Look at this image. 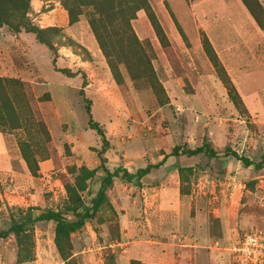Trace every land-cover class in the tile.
<instances>
[{
    "label": "rangeland",
    "instance_id": "1",
    "mask_svg": "<svg viewBox=\"0 0 264 264\" xmlns=\"http://www.w3.org/2000/svg\"><path fill=\"white\" fill-rule=\"evenodd\" d=\"M264 6V0H259ZM169 44L161 46L143 10L132 27L154 56V78L112 76L85 15L68 25L59 0H30L34 34L0 27V230L28 208L71 216L100 188L102 141L89 128L85 102L104 131L106 168L119 169L95 215L63 243L77 264H234L232 247L264 229V30L240 0H149ZM204 31L246 108L229 100L201 42ZM149 42V45L146 42ZM67 69L72 76L60 70ZM7 117H2V113ZM211 146L187 155L183 148ZM179 147L177 155H170ZM236 152L254 162L226 155ZM165 157L142 177L135 174ZM35 214V213H34ZM67 259V260H68ZM55 224L36 221L0 235V264H65Z\"/></svg>",
    "mask_w": 264,
    "mask_h": 264
},
{
    "label": "trees",
    "instance_id": "2",
    "mask_svg": "<svg viewBox=\"0 0 264 264\" xmlns=\"http://www.w3.org/2000/svg\"><path fill=\"white\" fill-rule=\"evenodd\" d=\"M240 1L257 26L264 30V6L262 3L259 0ZM59 2L63 10L62 17L66 24L70 25L74 23L78 20L80 15L86 16V20L106 59L112 76L116 81H121L120 64L125 66L129 76L135 81L143 78L150 80L154 78V71L150 62V58L154 56L153 51L150 48L151 54H148L144 49V43L139 40L131 24L132 20L137 17L138 11L143 10L161 46L165 47L169 44L168 37L149 0H59ZM30 11V0H0V27L7 26L9 30L14 33H20L21 31L32 33L38 41L45 44L50 50H53L52 46L42 38V30L31 22L29 18ZM201 37L202 46L212 62L216 75L223 83L229 100L240 113H246L247 108L239 92L231 81L204 31L201 32ZM145 42L149 45V42ZM60 71L66 76H72V73L67 69H62ZM10 82L22 83L18 78L0 76L1 97H6L4 86ZM85 85L86 81L84 80L79 92L84 98L85 112L88 117L87 124L89 128L95 130L102 141L101 150L98 152L100 161L98 169H100L105 176L100 182V188L95 194L91 195L86 203L81 202L82 204L79 206L78 212L72 210L71 216L64 215L60 211L31 207L28 208V212L21 222L12 224L7 230H0V235L5 236L10 231H22L25 227L36 221L53 222L55 224V243L57 249L62 258L66 260L69 256L65 254L63 243L67 240L71 232L81 228L87 220L95 215L106 198L107 188L112 185L113 178L119 171V169H116L111 172L105 166L106 157L103 154L108 145V141L100 124L92 118L90 110L91 102L84 96L83 87ZM1 105L6 107V102L3 99H0V110L2 109ZM1 114L2 117H7L3 112ZM5 121L7 120L1 121L0 126L5 127L7 125ZM204 151L211 157H218L215 150L207 144H202L194 148H183L181 153L194 155ZM178 153L179 147H175L170 155H177ZM226 155L236 157L244 166L254 164V162L247 157L239 156L236 152L229 151L226 152ZM164 161L165 157L155 164H148L144 168L138 169L135 174H129L125 170V175L128 178H131L133 175L142 177L147 174L150 169L160 167ZM263 164L264 152L260 162L254 165L260 168ZM65 264L77 263L75 259L71 258L68 259ZM131 264L148 263L132 261Z\"/></svg>",
    "mask_w": 264,
    "mask_h": 264
},
{
    "label": "built area",
    "instance_id": "3",
    "mask_svg": "<svg viewBox=\"0 0 264 264\" xmlns=\"http://www.w3.org/2000/svg\"><path fill=\"white\" fill-rule=\"evenodd\" d=\"M231 251L234 264H264V229L245 232Z\"/></svg>",
    "mask_w": 264,
    "mask_h": 264
}]
</instances>
